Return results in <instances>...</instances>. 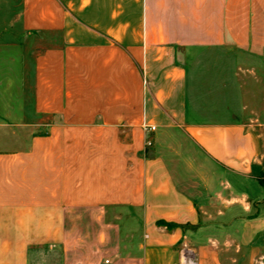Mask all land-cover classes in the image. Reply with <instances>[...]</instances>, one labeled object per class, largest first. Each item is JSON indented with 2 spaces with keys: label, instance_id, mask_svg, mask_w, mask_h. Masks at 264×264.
I'll return each mask as SVG.
<instances>
[{
  "label": "crops",
  "instance_id": "obj_1",
  "mask_svg": "<svg viewBox=\"0 0 264 264\" xmlns=\"http://www.w3.org/2000/svg\"><path fill=\"white\" fill-rule=\"evenodd\" d=\"M261 177L264 0H0V264H264Z\"/></svg>",
  "mask_w": 264,
  "mask_h": 264
},
{
  "label": "built area",
  "instance_id": "obj_2",
  "mask_svg": "<svg viewBox=\"0 0 264 264\" xmlns=\"http://www.w3.org/2000/svg\"><path fill=\"white\" fill-rule=\"evenodd\" d=\"M146 130L148 132H154L156 127L147 126ZM103 264H112L110 259H105ZM179 264H198L195 253L191 248L184 247L180 252V261Z\"/></svg>",
  "mask_w": 264,
  "mask_h": 264
},
{
  "label": "trees",
  "instance_id": "obj_3",
  "mask_svg": "<svg viewBox=\"0 0 264 264\" xmlns=\"http://www.w3.org/2000/svg\"><path fill=\"white\" fill-rule=\"evenodd\" d=\"M259 182H260V184L263 186V188H264V177H261L260 179H259Z\"/></svg>",
  "mask_w": 264,
  "mask_h": 264
}]
</instances>
